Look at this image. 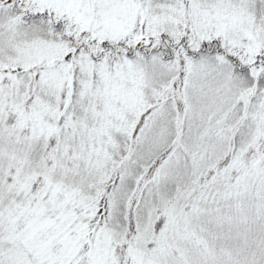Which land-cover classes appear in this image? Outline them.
Wrapping results in <instances>:
<instances>
[{
  "label": "snow or ice",
  "instance_id": "snow-or-ice-1",
  "mask_svg": "<svg viewBox=\"0 0 264 264\" xmlns=\"http://www.w3.org/2000/svg\"><path fill=\"white\" fill-rule=\"evenodd\" d=\"M0 264H264V0H0Z\"/></svg>",
  "mask_w": 264,
  "mask_h": 264
}]
</instances>
